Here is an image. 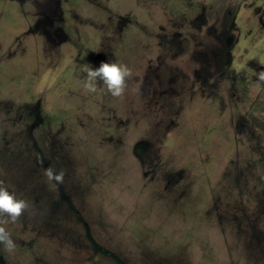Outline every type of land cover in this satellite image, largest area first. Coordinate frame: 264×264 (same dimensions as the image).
<instances>
[{
  "label": "rangeland",
  "instance_id": "1",
  "mask_svg": "<svg viewBox=\"0 0 264 264\" xmlns=\"http://www.w3.org/2000/svg\"><path fill=\"white\" fill-rule=\"evenodd\" d=\"M262 69L264 0H0V264H264Z\"/></svg>",
  "mask_w": 264,
  "mask_h": 264
},
{
  "label": "clouds",
  "instance_id": "2",
  "mask_svg": "<svg viewBox=\"0 0 264 264\" xmlns=\"http://www.w3.org/2000/svg\"><path fill=\"white\" fill-rule=\"evenodd\" d=\"M257 82L264 81V69L254 73ZM132 73L128 65L110 60L101 62L99 67L93 68L91 65L86 71L84 87L89 93H97L103 90L114 98L122 97L125 93L127 81ZM49 181L57 184L62 183L64 173L57 172L49 167L44 172ZM30 203L26 199L20 197L12 186L0 181V245L9 253L15 251L17 245L11 234L7 231L4 224L16 222L22 215L28 212Z\"/></svg>",
  "mask_w": 264,
  "mask_h": 264
}]
</instances>
